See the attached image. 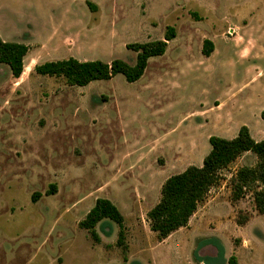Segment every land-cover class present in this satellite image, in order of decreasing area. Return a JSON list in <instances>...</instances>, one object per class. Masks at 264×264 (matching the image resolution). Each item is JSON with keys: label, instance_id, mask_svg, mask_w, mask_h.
Listing matches in <instances>:
<instances>
[{"label": "rangeland", "instance_id": "obj_1", "mask_svg": "<svg viewBox=\"0 0 264 264\" xmlns=\"http://www.w3.org/2000/svg\"><path fill=\"white\" fill-rule=\"evenodd\" d=\"M168 27L176 38L135 83L71 87L35 72L69 58L135 65L127 46L164 40ZM0 37L29 47L19 79L0 65V264H264V224L245 227L259 217L252 193L233 202L230 185L256 165L252 153L166 241L147 218L170 177L202 166L210 137L246 126L264 140V0H0ZM214 197L221 206L207 213ZM99 198L123 214L125 248L111 221L97 225L98 243L79 228Z\"/></svg>", "mask_w": 264, "mask_h": 264}, {"label": "trees", "instance_id": "obj_2", "mask_svg": "<svg viewBox=\"0 0 264 264\" xmlns=\"http://www.w3.org/2000/svg\"><path fill=\"white\" fill-rule=\"evenodd\" d=\"M175 38V28L168 27L164 40L128 45L127 49L137 54L135 65H129L121 59L105 63L99 60L81 62L69 58L38 65L35 72L41 76L63 77L71 87H86L95 81H109L117 75H123L127 82L135 83L144 76L149 60L165 55L169 42ZM213 51V43L206 40L203 54L210 57ZM28 52L27 45L4 41L0 37V65H7L13 78L19 79L22 76ZM261 118L264 121V111ZM209 143L211 150L204 158L202 166H190L184 172L170 177L162 186L160 201L147 214L151 231L156 233L161 241L188 226L211 189L224 179L222 172L246 153L255 155L257 163L254 167L239 168L230 179L232 201L237 202L251 192L257 212L264 214V140L256 141L248 127L243 126L234 139L213 136L210 137ZM54 189L53 186V191H48L47 196L52 195ZM41 197V194L36 193L32 201L36 203ZM109 221L119 226L118 244L125 248V218L118 207L108 199H97L94 207L79 223V228L86 230L98 243L101 240L96 227L101 224L102 228L106 229L109 227L106 224ZM237 223L243 226L246 220L239 218ZM205 243L215 246L218 258L224 259V248L216 239L207 240ZM196 258L199 262L204 261L199 256ZM230 263L236 264L234 257L230 259Z\"/></svg>", "mask_w": 264, "mask_h": 264}, {"label": "crops", "instance_id": "obj_3", "mask_svg": "<svg viewBox=\"0 0 264 264\" xmlns=\"http://www.w3.org/2000/svg\"><path fill=\"white\" fill-rule=\"evenodd\" d=\"M259 53H263V52H261V51H259ZM29 64H31V60H30V62H29ZM32 65V64H31ZM26 68V64L24 63V69ZM264 73V72H263ZM260 74V76H259V79H263L264 78V74ZM249 129V128H248ZM251 133V132H250ZM247 154V153H246ZM245 154V155H246ZM230 168V167H229ZM237 172V170L235 171V173ZM234 175V174H233ZM232 175V176H233ZM221 199L219 198V197H214V198H211V200L209 201V202H207V204L205 205V209L207 210V213H213V212H215V211H217L218 210V208L221 206L220 204H221ZM224 201H226V204H224V206H225V208H227V207H229V209L231 208V209H233L232 208V206H231V201L229 202V201H227V200H224ZM228 205V206H227ZM210 215V214H209ZM211 216V215H210ZM259 220V224L261 225V224H264V214L263 215H261V214H259V217H253L246 225H245V227H247L248 225H250L251 223H253V221L254 220ZM189 226H190V224H189ZM242 228H244V227H240V229H242ZM179 231V230H178ZM178 231H176L175 233H177ZM217 233V232H216ZM172 235H174V233L172 234ZM171 235V236H172ZM171 236H169L167 239H169ZM215 236L217 237V238H219L220 240L222 239L218 234H215ZM167 239H165L164 241H166ZM163 243V242H162Z\"/></svg>", "mask_w": 264, "mask_h": 264}]
</instances>
